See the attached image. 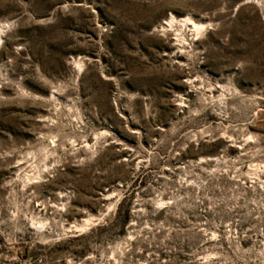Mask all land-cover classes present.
<instances>
[{
	"label": "rangeland",
	"instance_id": "rangeland-1",
	"mask_svg": "<svg viewBox=\"0 0 264 264\" xmlns=\"http://www.w3.org/2000/svg\"><path fill=\"white\" fill-rule=\"evenodd\" d=\"M0 264H264V0H0Z\"/></svg>",
	"mask_w": 264,
	"mask_h": 264
},
{
	"label": "bare ground",
	"instance_id": "bare-ground-1",
	"mask_svg": "<svg viewBox=\"0 0 264 264\" xmlns=\"http://www.w3.org/2000/svg\"><path fill=\"white\" fill-rule=\"evenodd\" d=\"M180 22L189 26L196 34L201 32V30L203 29L202 24L195 23L188 17L182 18Z\"/></svg>",
	"mask_w": 264,
	"mask_h": 264
}]
</instances>
